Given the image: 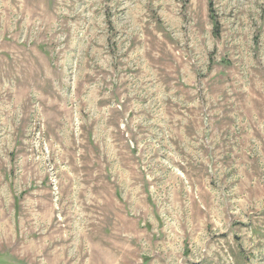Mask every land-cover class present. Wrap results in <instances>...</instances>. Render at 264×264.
Instances as JSON below:
<instances>
[{
    "label": "rangeland",
    "instance_id": "obj_1",
    "mask_svg": "<svg viewBox=\"0 0 264 264\" xmlns=\"http://www.w3.org/2000/svg\"><path fill=\"white\" fill-rule=\"evenodd\" d=\"M0 264H264V0H0Z\"/></svg>",
    "mask_w": 264,
    "mask_h": 264
}]
</instances>
